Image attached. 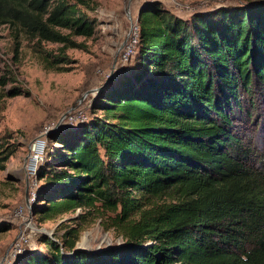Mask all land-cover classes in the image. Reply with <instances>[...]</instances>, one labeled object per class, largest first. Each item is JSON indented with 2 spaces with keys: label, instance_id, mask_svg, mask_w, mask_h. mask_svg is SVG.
<instances>
[{
  "label": "trees",
  "instance_id": "obj_1",
  "mask_svg": "<svg viewBox=\"0 0 264 264\" xmlns=\"http://www.w3.org/2000/svg\"><path fill=\"white\" fill-rule=\"evenodd\" d=\"M93 9L0 0V27L75 47L70 36L95 33ZM137 26L132 66L93 99L92 115L47 135L31 207L40 223L95 212L121 243L77 248L82 226L64 225L12 264H264V154L235 129L236 113L252 115L253 88L264 94V0L192 12L153 0ZM12 154L0 151V168Z\"/></svg>",
  "mask_w": 264,
  "mask_h": 264
},
{
  "label": "rangeland",
  "instance_id": "obj_2",
  "mask_svg": "<svg viewBox=\"0 0 264 264\" xmlns=\"http://www.w3.org/2000/svg\"><path fill=\"white\" fill-rule=\"evenodd\" d=\"M89 1L95 9L86 13L96 21L95 33L89 38L70 36L75 47L39 41L9 25L0 27V151L13 150L0 168V224L8 226L0 232V264H12L25 247L35 243L40 232L60 237L65 231L64 225L82 226L76 244L81 243L87 249L122 241L113 229L105 228L95 212L87 214L77 209L43 223L31 210L22 215L17 212L24 206L29 189L26 167L31 143L45 129L48 135L92 115L93 99L107 89L111 78L132 66L133 60L126 65L132 54L123 53L134 35L140 8L153 0ZM155 1L174 12H192L249 0ZM136 46L137 43L133 51ZM43 57L52 61L51 67H46ZM248 100L254 104L252 115L245 121L243 113H236L240 120L236 121L235 129L245 135L243 140L250 143L255 155L261 156L264 154V94L253 88ZM95 113L103 115L102 111ZM47 146L46 140L45 153ZM81 213L85 221L79 218L71 221Z\"/></svg>",
  "mask_w": 264,
  "mask_h": 264
},
{
  "label": "built area",
  "instance_id": "obj_3",
  "mask_svg": "<svg viewBox=\"0 0 264 264\" xmlns=\"http://www.w3.org/2000/svg\"><path fill=\"white\" fill-rule=\"evenodd\" d=\"M137 42H138V26H136L134 35L132 39L130 38V42L128 43V46H126V52L123 53V55L133 54L134 46L136 45ZM47 133H48L47 129L43 130V132L40 134V137L35 139L30 145L31 155L29 157L26 167L27 173L29 175V187H28L29 189L26 197L28 205L26 204L25 201L24 206H20L17 209L19 215H22L28 210L30 211L31 204L34 202V200L37 197L40 181H41L38 179L37 174H38L39 165L43 161L45 155Z\"/></svg>",
  "mask_w": 264,
  "mask_h": 264
},
{
  "label": "water",
  "instance_id": "obj_4",
  "mask_svg": "<svg viewBox=\"0 0 264 264\" xmlns=\"http://www.w3.org/2000/svg\"><path fill=\"white\" fill-rule=\"evenodd\" d=\"M26 204L28 205V202H27V200H26ZM110 245H107V246H105L104 248H107V247H109ZM77 248H81V249H86V250H89V249H87L86 248V246L85 245H83V244H81V243H79V244H77ZM101 249V247L100 246H98V247H96L95 248V250H100Z\"/></svg>",
  "mask_w": 264,
  "mask_h": 264
}]
</instances>
